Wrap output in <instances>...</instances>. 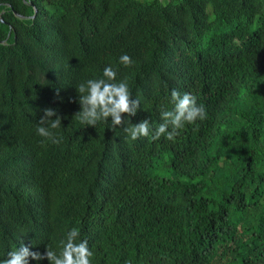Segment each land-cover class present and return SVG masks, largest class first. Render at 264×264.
I'll return each instance as SVG.
<instances>
[{
    "label": "trees",
    "instance_id": "obj_1",
    "mask_svg": "<svg viewBox=\"0 0 264 264\" xmlns=\"http://www.w3.org/2000/svg\"><path fill=\"white\" fill-rule=\"evenodd\" d=\"M108 66L149 136L74 118ZM172 89L207 116L153 140ZM72 228L92 264H264V0H0V259Z\"/></svg>",
    "mask_w": 264,
    "mask_h": 264
},
{
    "label": "clouds",
    "instance_id": "obj_2",
    "mask_svg": "<svg viewBox=\"0 0 264 264\" xmlns=\"http://www.w3.org/2000/svg\"><path fill=\"white\" fill-rule=\"evenodd\" d=\"M120 63L130 66L133 61L129 55L123 54ZM76 89L79 93L80 111L75 113L74 118L81 124L95 127L99 121H108L111 118L112 128L127 124L123 130L131 140L149 136L148 119L137 124L123 119L125 115L135 116L141 102L139 99H133L127 78L117 81V71L113 67H105L101 78L81 82L76 85ZM57 95H59L58 91ZM170 103L172 104L170 110L161 109L162 123L155 129L153 140L161 136L174 140L179 135L178 130L186 123L194 124L207 116L205 106L197 104V98L191 93H181L177 89H172ZM53 116L56 118L52 119ZM60 126L61 117L52 108H46L36 131L45 140L59 144L62 137H58L53 130ZM79 237L80 230L72 228L67 232L66 238L60 241L59 251L47 245L43 254L39 251H31L29 246L21 244L16 250L10 251L7 258L0 259V264H29L30 258L35 261L47 259L49 264H92L93 252L88 247V241L80 240Z\"/></svg>",
    "mask_w": 264,
    "mask_h": 264
},
{
    "label": "water",
    "instance_id": "obj_3",
    "mask_svg": "<svg viewBox=\"0 0 264 264\" xmlns=\"http://www.w3.org/2000/svg\"><path fill=\"white\" fill-rule=\"evenodd\" d=\"M36 15V10H35V12H34V16Z\"/></svg>",
    "mask_w": 264,
    "mask_h": 264
}]
</instances>
